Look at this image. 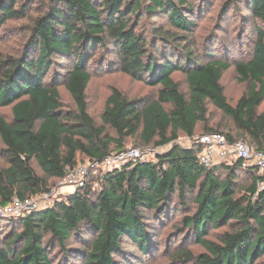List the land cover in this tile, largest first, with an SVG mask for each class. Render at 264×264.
<instances>
[{
	"label": "trees",
	"instance_id": "16d2710c",
	"mask_svg": "<svg viewBox=\"0 0 264 264\" xmlns=\"http://www.w3.org/2000/svg\"><path fill=\"white\" fill-rule=\"evenodd\" d=\"M31 2L0 0V31L8 20L26 17ZM228 2L233 8L244 3L257 18L249 59L233 62L223 45L221 57L212 53V59H203L192 45H179L186 35L159 31L163 34L148 36L138 29L144 16L163 14L173 27L191 34L197 24L190 17L196 13L191 0H47L28 27L22 52L0 57V108L11 106L12 111L11 119L0 111V155L6 161L0 167V204L50 190L47 178L60 182L68 165L127 149V138L155 147L173 145L154 159L104 170L99 189L90 182L52 207L0 215V230L8 229L0 238V264H140L138 253L152 255L156 231L178 213H184L176 228L183 240L170 253L169 264H264V170L243 167L241 161L207 168L195 139L213 104L238 132L205 126L207 133L244 140L264 153V112L259 111L264 102V0ZM100 48L104 62L115 52L123 73L159 87L157 99L129 98L113 87L98 123L87 91ZM61 60L72 63L62 82L74 100L73 110L63 107L57 84L46 81ZM232 66L238 80L249 83L235 103L222 83ZM175 71L186 75L188 93ZM182 133L193 139L191 145L176 143ZM223 227L228 229L217 240L209 237ZM71 240L79 245H69ZM190 242L205 251L194 253Z\"/></svg>",
	"mask_w": 264,
	"mask_h": 264
},
{
	"label": "rangeland",
	"instance_id": "374dc122",
	"mask_svg": "<svg viewBox=\"0 0 264 264\" xmlns=\"http://www.w3.org/2000/svg\"><path fill=\"white\" fill-rule=\"evenodd\" d=\"M196 9L195 14L190 17L195 19L196 26L191 34L173 27L165 15L155 16L157 14H148L144 16L138 25V29L142 30L147 35L163 34L159 31H168L169 35H186L183 42L179 45H192L193 49L202 56L203 59H212L211 54L215 53L216 57H221V46L229 50L231 55L230 59L235 62L238 59L251 58L254 51V42L256 40L255 25L258 23L257 18L253 16L252 12L247 8L244 3H240L237 7L233 8L228 0H191ZM47 5V0H32L29 6V11L26 17L8 20L0 31V57L7 55L18 56L23 49L24 44L29 36V25H31L33 18L42 12L43 7ZM110 50L113 51L112 46ZM216 51V52H214ZM105 50L100 48L96 51L94 61L91 63V70L93 78L88 88L89 110L98 123H102L101 114L103 112L105 101L113 87H118L129 98L146 97L149 100L157 99L159 87H154L147 84L145 81H137L132 79L127 74L120 70L119 65L116 63L115 52H110L109 60L104 62L102 59ZM102 57V58H101ZM103 63H102V62ZM114 62V64H112ZM72 63L68 60H61L56 70L53 69L46 76V81L54 82L60 89L61 100L63 107L67 110L75 108L74 100L70 93L64 87L63 80L66 78ZM174 77L180 81L181 88L184 92L188 93L189 87L186 75L183 72L175 71ZM222 83L225 87V93L231 103H235L239 97L247 91L249 83H241L238 80V74L234 66L224 73ZM166 108H171L169 104L165 105ZM208 122L200 124L197 130L195 139H199L201 135L207 134L205 126L220 129L223 131L232 130L237 133L232 120L225 116L213 104H209ZM8 119H11V106L0 108ZM260 112H264V102L259 108ZM240 139V138H238ZM193 139L185 134H181L176 143L189 146ZM173 143L164 146L155 147L153 145H146L139 143L138 139L130 137L125 141V147L137 146L142 149L147 158L154 159L156 153L163 152L169 149ZM3 146L0 139V148ZM84 162V161H83ZM82 162V163H83ZM6 161L0 155V167L5 166ZM35 170L44 175L39 166L33 163ZM45 176V175H44ZM48 188H55L59 182L54 178H47ZM49 191V190H44ZM34 196V195H33ZM193 206V203H190ZM184 213H178L174 216L171 222H167L166 226L159 228L156 231V250L147 256L143 253H138L137 263L140 264H169L171 261V252L181 245L183 235L181 231L176 228L180 226L179 220ZM228 227H223L218 230H211L210 238L217 240L220 234L227 230ZM8 232L6 227L0 230V238ZM72 246H78L76 240H71ZM188 246L196 254L205 251V248L198 243H188ZM135 246L128 244V249L135 250ZM77 264H82L78 262ZM186 264V263H182ZM193 264V263H187Z\"/></svg>",
	"mask_w": 264,
	"mask_h": 264
},
{
	"label": "built area",
	"instance_id": "2783aa9c",
	"mask_svg": "<svg viewBox=\"0 0 264 264\" xmlns=\"http://www.w3.org/2000/svg\"><path fill=\"white\" fill-rule=\"evenodd\" d=\"M198 142L201 147L198 158L207 168L222 162L241 161L243 167L257 165L264 170V153L256 151L244 140L230 141L221 132H208L201 135ZM146 159L150 158L146 157L142 149L133 146L113 152L102 160H94L74 166L68 165L66 175L55 188L39 192L25 199L15 197L8 204H0V215L17 217L30 211L52 207L57 200L62 199V196H68L78 189L86 188L90 182L94 189H99L104 170ZM91 178L94 180L91 181Z\"/></svg>",
	"mask_w": 264,
	"mask_h": 264
}]
</instances>
